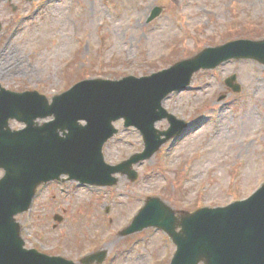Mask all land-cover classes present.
Here are the masks:
<instances>
[{"label": "rangeland", "instance_id": "rangeland-1", "mask_svg": "<svg viewBox=\"0 0 264 264\" xmlns=\"http://www.w3.org/2000/svg\"><path fill=\"white\" fill-rule=\"evenodd\" d=\"M156 8L163 12L149 23ZM0 24V86L51 101L85 80L144 78L208 48L264 41V0H0ZM235 74L236 94L226 85ZM164 107L189 129L134 165L136 181L116 174L113 187L43 186L33 210L17 217L27 248L75 262L106 250V264H169L176 246L164 232L119 235L147 198L192 213L246 199L264 184V64L202 69ZM124 125L114 123L119 133L103 150L112 166L146 149L139 130Z\"/></svg>", "mask_w": 264, "mask_h": 264}, {"label": "water", "instance_id": "water-1", "mask_svg": "<svg viewBox=\"0 0 264 264\" xmlns=\"http://www.w3.org/2000/svg\"><path fill=\"white\" fill-rule=\"evenodd\" d=\"M162 11L156 8L149 22ZM230 60L264 64V41L240 40L208 48L191 60L141 79L83 81L55 97L52 104L37 92H0V168L6 171L0 180V264H74L24 249L22 228L15 217L30 209L37 188L63 175L96 186L115 185L117 173L136 180L133 165L150 159L187 128L186 122L167 113L164 100L185 90L196 72ZM236 78H228L227 85L240 93ZM48 118L54 120L38 122ZM121 119L126 127L141 131L146 149L119 166H110L103 147L118 132L114 122ZM164 119L171 127L160 132L155 124ZM10 120L26 128L13 132ZM148 227L163 230L176 244L171 264H264V185L247 200L180 216L160 199H148L124 235ZM106 256L105 251L96 253L82 263L101 264Z\"/></svg>", "mask_w": 264, "mask_h": 264}]
</instances>
